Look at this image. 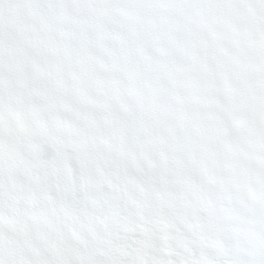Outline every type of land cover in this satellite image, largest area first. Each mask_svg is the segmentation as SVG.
<instances>
[{
  "label": "snow or ice",
  "instance_id": "1",
  "mask_svg": "<svg viewBox=\"0 0 264 264\" xmlns=\"http://www.w3.org/2000/svg\"><path fill=\"white\" fill-rule=\"evenodd\" d=\"M0 264H264V0H0Z\"/></svg>",
  "mask_w": 264,
  "mask_h": 264
}]
</instances>
